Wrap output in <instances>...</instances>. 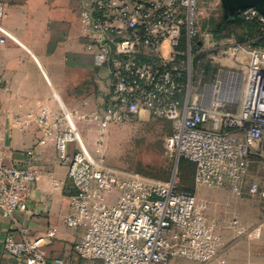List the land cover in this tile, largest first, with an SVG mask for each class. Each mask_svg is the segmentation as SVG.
Segmentation results:
<instances>
[{
    "label": "built area",
    "instance_id": "built-area-1",
    "mask_svg": "<svg viewBox=\"0 0 264 264\" xmlns=\"http://www.w3.org/2000/svg\"><path fill=\"white\" fill-rule=\"evenodd\" d=\"M201 3L83 0L84 49L96 66L109 70L104 108L87 115L78 109L69 113L43 107L36 115L16 117L22 129L38 123V144L55 141L70 190L65 222L82 230L74 245L82 259L168 264L182 257L207 264L221 256L224 241L198 210L195 194L181 189L175 177L151 182L122 175L103 158L72 149L81 141L80 129L71 124L75 117L87 116L102 130L142 113L171 121V152L195 164L197 183L264 199V184L251 179L252 166L264 162V35L227 42L220 33L209 37ZM6 13L0 1V20ZM239 20L264 25V14L250 6ZM0 31V41L13 38L1 24ZM204 54L216 71L197 89L195 73L203 76L206 69L196 71L195 63ZM225 57L234 65L245 64L243 77L237 68L222 67ZM29 155L23 164L0 162V212L13 227L5 237V250L19 264H67L62 256L49 258L43 249L58 228L34 238L17 223L16 213L28 210L38 178L33 150ZM226 262L221 257L219 264Z\"/></svg>",
    "mask_w": 264,
    "mask_h": 264
},
{
    "label": "crops",
    "instance_id": "crops-1",
    "mask_svg": "<svg viewBox=\"0 0 264 264\" xmlns=\"http://www.w3.org/2000/svg\"><path fill=\"white\" fill-rule=\"evenodd\" d=\"M0 1L7 11L0 24L13 36L0 41V162L23 164L33 150V167L38 176L28 210L16 213L17 223L34 238L58 228L57 235L48 238L43 246L49 258L62 256L67 264H99L98 260L82 259L75 253L74 245L82 230L70 228L65 222L70 210V190L67 167L59 161L55 141L38 144L42 136L38 123L33 121L30 127L22 129L16 121L18 115H36L43 107L69 113L78 109L87 115L104 108L109 70L96 66L92 55L84 49L83 0ZM227 22L237 25L240 20L227 15ZM242 36L238 27L225 42ZM71 124L80 132L97 125L87 116L75 117ZM78 148L89 151L82 134L79 145L72 146ZM239 196L246 199L249 195ZM233 210L234 216H239L238 225L230 227L223 202L216 222H211L224 246L221 256L207 264H219L221 257L226 258L227 264H264V220L259 218V208L255 206L250 219L240 207ZM11 226L12 221L0 212V264H19L4 247L6 235L13 230ZM168 264L177 262L170 260Z\"/></svg>",
    "mask_w": 264,
    "mask_h": 264
},
{
    "label": "rangeland",
    "instance_id": "rangeland-1",
    "mask_svg": "<svg viewBox=\"0 0 264 264\" xmlns=\"http://www.w3.org/2000/svg\"><path fill=\"white\" fill-rule=\"evenodd\" d=\"M201 4L208 31L211 32L209 37L215 38V34L220 33L222 40L226 41L225 38H229L232 33L237 32V27L227 22L224 0H202ZM222 63L225 70L237 68L241 77L244 76V63L234 65L228 57H225ZM212 68L216 69L206 54L202 55L201 62L196 60V71L200 72L203 69L211 71ZM205 74L206 72L203 76ZM203 76L198 72L195 73L197 89L202 87L205 82ZM206 80L209 81V77ZM171 130L172 123L170 121L149 113H142L128 121L111 124L105 130L92 124L89 128L81 129V134L90 153L103 158L108 167L122 175L137 176L151 182H166L175 176L181 189L195 194L197 208L204 213L210 224L217 220L221 202H223L228 218H230V227L240 223V220L238 224L233 222L239 216L237 214L234 216L232 212L235 211L233 209L237 210L239 207L249 219L254 217L252 211L255 210V206L258 207L259 218L264 220V201L259 196H248L244 199L231 191L197 183L195 164L183 158L178 160L171 152L168 142ZM97 149L100 150L97 151ZM251 179L261 180L264 184L263 161L256 162L252 166ZM171 260H175L177 264L190 262L182 257Z\"/></svg>",
    "mask_w": 264,
    "mask_h": 264
},
{
    "label": "water",
    "instance_id": "water-1",
    "mask_svg": "<svg viewBox=\"0 0 264 264\" xmlns=\"http://www.w3.org/2000/svg\"><path fill=\"white\" fill-rule=\"evenodd\" d=\"M224 5L227 15H232L236 20L240 19L241 11L250 6L256 7L264 14V0H224Z\"/></svg>",
    "mask_w": 264,
    "mask_h": 264
},
{
    "label": "trees",
    "instance_id": "trees-1",
    "mask_svg": "<svg viewBox=\"0 0 264 264\" xmlns=\"http://www.w3.org/2000/svg\"><path fill=\"white\" fill-rule=\"evenodd\" d=\"M235 26L237 27V29L239 27L241 29V32H243V36L241 38H238L237 37V39H239V40L245 39L246 36L254 37L256 35H264V25H262L261 23H259L257 21H252V22H243V21H240L239 24H237ZM218 36L219 37H222L221 34H218ZM262 42H264V40ZM208 71H206L205 76H203V78L205 79V81H207L206 79L208 77H209V79H211L212 72H215L216 69H213L212 68L211 71H209V72ZM172 129H173V125H172ZM171 132H172V130H171ZM183 159L184 160H188V159H185V158H183ZM188 161H190V160H188Z\"/></svg>",
    "mask_w": 264,
    "mask_h": 264
}]
</instances>
